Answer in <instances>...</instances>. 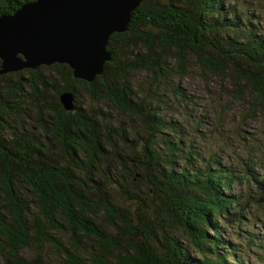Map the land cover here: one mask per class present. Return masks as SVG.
I'll return each instance as SVG.
<instances>
[{
    "label": "trees",
    "instance_id": "obj_1",
    "mask_svg": "<svg viewBox=\"0 0 264 264\" xmlns=\"http://www.w3.org/2000/svg\"><path fill=\"white\" fill-rule=\"evenodd\" d=\"M31 1L0 0V15ZM227 1L142 0L128 29L109 36L111 59L91 81L75 78L65 64L0 73L5 264H45V249L57 256L55 264H243L229 259L228 241L218 230V219L238 203L227 192L234 173L217 161L200 171L179 170L165 160L162 166L158 135L170 123L137 89L143 87L137 77L145 76L169 91L171 80L184 77L193 61L230 79L235 99L247 92L248 104L264 109V27L252 11ZM238 21L246 22V40L225 33ZM172 90L181 94L179 87ZM64 92L74 101L78 93L86 99L66 110ZM106 109L131 115L152 132L139 143L145 132L133 125L113 128ZM33 113L36 128L27 126ZM129 133L137 156L125 150ZM174 148L167 154L170 164ZM23 250L36 257H23Z\"/></svg>",
    "mask_w": 264,
    "mask_h": 264
},
{
    "label": "rangeland",
    "instance_id": "obj_2",
    "mask_svg": "<svg viewBox=\"0 0 264 264\" xmlns=\"http://www.w3.org/2000/svg\"><path fill=\"white\" fill-rule=\"evenodd\" d=\"M232 3H236L243 11H252L255 16H259L264 27V0L226 2L227 5ZM241 20L248 19L243 15ZM245 24L239 21L229 23L225 33L235 39L246 40L249 32ZM192 63L184 77L171 80L169 91H161L145 76L137 77L143 83V87L140 89L138 86L137 89L142 92L145 101L157 108L160 117L170 123L168 129L158 135L160 145L157 149L160 151L161 165L165 166V160L179 170L186 167L200 171L217 161L234 173L235 181L227 192L236 197L238 203L229 215L218 219V230L224 240L228 241L225 250L230 260L238 259L243 264H264V109L259 105H249L247 92L242 100L235 99L230 79L218 78ZM50 64L70 66L60 61ZM173 87H179L181 94L175 93ZM83 94L78 93L79 102L85 101ZM78 101L75 98L74 103ZM104 111L111 113L109 124L113 128L116 125H133L137 130L145 132L139 143L152 132L147 123L143 124L131 115H120L112 109ZM29 116L31 119L27 126L35 127L36 114ZM129 134V139L124 142L125 150L137 156V153L141 154L139 147L134 146L136 140ZM116 135L112 133L111 139L118 142ZM173 145H176L175 155H172L175 162L170 164L167 154H170ZM136 163L137 158L133 164ZM119 190L125 191L126 187L123 186L115 193L119 194ZM132 201L137 205L142 203L136 199ZM89 246L94 247L95 243L89 240ZM36 254L31 250H23L21 253L27 259L35 258ZM40 258L45 264H55L58 260L50 249H45ZM110 262L112 264L113 260ZM0 264H5L1 255Z\"/></svg>",
    "mask_w": 264,
    "mask_h": 264
},
{
    "label": "water",
    "instance_id": "obj_3",
    "mask_svg": "<svg viewBox=\"0 0 264 264\" xmlns=\"http://www.w3.org/2000/svg\"><path fill=\"white\" fill-rule=\"evenodd\" d=\"M141 0H34L0 16V73L68 63L75 78L93 80L111 59L109 36L128 29ZM74 108L69 92L60 95Z\"/></svg>",
    "mask_w": 264,
    "mask_h": 264
},
{
    "label": "bare ground",
    "instance_id": "obj_4",
    "mask_svg": "<svg viewBox=\"0 0 264 264\" xmlns=\"http://www.w3.org/2000/svg\"><path fill=\"white\" fill-rule=\"evenodd\" d=\"M72 110V109H71Z\"/></svg>",
    "mask_w": 264,
    "mask_h": 264
}]
</instances>
